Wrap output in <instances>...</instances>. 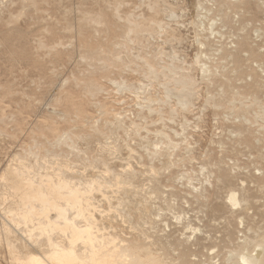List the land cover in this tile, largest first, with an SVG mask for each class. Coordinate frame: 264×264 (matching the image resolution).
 I'll list each match as a JSON object with an SVG mask.
<instances>
[{
  "label": "rangeland",
  "instance_id": "obj_1",
  "mask_svg": "<svg viewBox=\"0 0 264 264\" xmlns=\"http://www.w3.org/2000/svg\"><path fill=\"white\" fill-rule=\"evenodd\" d=\"M22 178L79 187L57 205L94 248L29 213ZM262 236L264 0H0V264L51 242L87 262L106 245L118 264H242Z\"/></svg>",
  "mask_w": 264,
  "mask_h": 264
},
{
  "label": "bare ground",
  "instance_id": "obj_2",
  "mask_svg": "<svg viewBox=\"0 0 264 264\" xmlns=\"http://www.w3.org/2000/svg\"><path fill=\"white\" fill-rule=\"evenodd\" d=\"M248 2H249V0H248ZM178 78V80H179V77H177ZM176 78V79H177ZM17 174V173H16ZM48 177V176H47ZM17 178V177H16ZM21 178V177H20ZM51 178V177H50ZM18 179V178H17ZM23 179V178H22ZM25 179V178H24ZM17 180V181H20V183L21 184H19V186L20 185H24L26 188H28L27 189V191H26V189H24L25 190V192H24V196H26L25 195V193L27 194V196L26 197H28L27 199L30 201L29 203L31 204V205H29V203H28V201H27V203H28V206H30L31 207V209H32V211L31 210H29V213H31L33 216H34V214L35 215H45L46 217H48L47 218V221L46 222H48L49 223V226L50 227H53V229L55 228V226L56 227H59V228H61L63 231L66 229V228H69V230H70V233H71V236H70V239H71V242L73 243V241H76V240H78V239H84L85 240V242H87L88 244H89V246H91L92 248H94V246H93V244H94V240L96 241L97 240V235H95V233L93 232L94 230H92V227L90 226V223L88 224V223H86V224H83L82 226H80L79 224V226H77L75 223H73V222H70L68 219L69 218H67V214L64 212V210L65 209H62V206L61 207H59L58 205H57V200L58 199H64L65 201H66V203H67V205H69V209L71 208L70 206H75L76 204V206L78 207V203L80 202V192L78 191V189H79V187L77 188L76 187V189L74 188V189H71V188H69V191H67L66 192V194L65 193H61V189H60V187L61 186H67L68 184H67V182L65 181V180H62L61 182H63V181H65L63 184H61L60 182H58V183H60L59 185V187H56V186H52V183L50 184V182H49V186L51 187V189H52V192L51 191H49V193L51 192V195H50V197H48V196H46L45 195V191L43 192L42 190H38L35 186V188L37 189H33V182L31 183L30 181H26V180ZM14 181V180H13ZM42 181V180H41ZM59 181V180H58ZM47 182V181H46ZM18 183V182H17ZM45 184V183H44ZM18 185V184H17ZM16 185V186H17ZM18 186V187H19ZM37 186H39V184L37 185ZM21 188V186L19 187V189ZM24 188V187H23ZM23 188H22V190H23ZM39 189H41V188H39ZM60 189V190H59ZM49 190V189H48ZM86 191H87V189H86ZM85 194V193H84ZM235 194H237L236 192H235ZM47 195H49V194H47ZM86 196V195H85ZM24 198V197H23ZM86 198V197H85ZM24 199H26V198H24ZM82 199V198H81ZM35 201H38V202H40L41 203V208H39V209H35V207H34V202ZM231 201L233 202V203H237L238 202V200H237V198L235 197V195H232L231 196ZM24 203V202H23ZM81 203V202H80ZM82 204V203H81ZM81 204H79V206L81 205ZM90 204V203H89ZM25 205V204H24ZM23 205V206H24ZM246 205V204H245ZM88 206V205H87ZM26 207H27V205H26ZM29 207V208H30ZM81 207V206H80ZM83 207V206H82ZM95 207V206H94ZM67 208V207H66ZM75 208V207H74ZM86 208H88V207H86ZM246 208V207H245ZM50 209H52V210H55V211H57V220L55 219V220H52L50 217H49V212H50ZM68 209V210H69ZM73 209V208H72ZM89 209V208H88ZM26 210V209H25ZM77 210V209H76ZM92 210V209H91ZM247 209H245V211H246ZM66 211V210H65ZM79 213H82L83 211H82V209L80 208V209H78L77 210ZM27 214V216H28V212L26 213ZM83 214V213H82ZM82 214H78V215H76V216H79V215H81L82 216ZM84 215V214H83ZM26 216V215H25ZM25 216H23V217H25ZM33 216H31L30 214H29V217H33ZM22 218V217H21ZM29 219V218H28ZM22 220V219H21ZM58 220H62L63 221V225H61L59 222H58ZM96 221V220H95ZM75 222V221H74ZM97 224H99L98 223V221L96 222ZM41 224V223H40ZM51 224V225H50ZM48 225V224H47ZM49 227V228H50ZM40 228V227H39ZM48 228V227H47ZM46 228V229H47ZM58 229V228H57ZM51 230V229H50ZM58 230H60V229H58ZM97 230H99V228L97 229ZM96 230V231H97ZM48 231H49V229H48ZM61 231V230H60ZM45 233V232H44ZM63 233H65V232H63ZM68 233V232H67ZM49 234V233H48ZM103 234V233H102ZM47 235V234H46ZM70 235V234H69ZM50 237V236H49ZM102 237H105V236H102ZM263 238H262V241L259 243V246H263V249L262 250H259V247L257 248V246L256 247H254V249H252V250H250V251H247V252H244V251H240V252H238V251H236V252H238V253H236L235 252V256L237 255V258H239V260H240V263H242V264H264V236H262ZM70 239H69V241H70ZM49 240V239H48ZM101 240H103V238L101 239ZM100 240V241H101ZM106 240V239H105ZM108 240V239H107ZM119 240V239H118ZM50 241V240H49ZM51 241H53V240H51ZM50 241V242H51ZM80 241V240H79ZM136 241V240H135ZM50 242H48L49 244H50ZM103 242V241H102ZM106 242V241H105ZM117 242V241H116ZM255 242V241H254ZM53 242H51V244L50 245H52L53 246V244H52ZM58 243V242H57ZM56 243V244H57ZM84 243V242H83ZM104 243V242H103ZM112 243V242H111ZM69 244V243H68ZM74 244V243H73ZM121 244V243H120ZM123 244V243H122ZM57 245H59L60 246V244H57ZM56 245V247H59V246H57ZM77 245V244H76ZM96 245V244H95ZM103 245V244H102ZM105 245V244H104ZM110 245V244H109ZM108 245V246H109ZM115 245V244H114ZM258 245V244H257ZM52 246H50L51 248H52ZM62 246V245H61ZM73 246V245H72ZM106 246V245H105ZM105 246H103L104 248H105ZM111 246V245H110ZM242 246V245H241ZM49 247V248H50ZM56 247H54L53 246V248L55 249ZM74 247V246H73ZM71 248V246H70V248L71 249H68L67 247H66V249H63V247H62V249H61V247H59V250H57V248H56V250H53V251H50V250H52L51 248L50 249H48V250H46V251H48L47 253H45V255L43 256H39V255H31L30 257L29 256H27V257H29L28 258V260H27V258H26V260H27V264H118V262L119 261H116L120 256V258H122V255H120V254H124L123 253V251H122V253H120L119 254V257L117 258V259H114L117 255H115L113 258H112V256L114 255H110V254H104L103 256H101V257H98L97 256V249L99 248V247H96L95 248V250L94 249H92L91 250V254H89L90 256H89V263L85 260V261H80L81 259H80V257H78V255H77V253L76 252H74L75 251V249L74 248ZM102 247V248H103ZM118 247V246H117ZM116 247V248H117ZM87 248V247H86ZM102 248L100 249H98V251H100V250H102ZM251 248H253V247H251ZM262 248V247H261ZM74 249V250H73ZM88 249V248H87ZM114 249V248H113ZM126 249H127V247H126ZM149 249V248H148ZM117 250V249H116ZM118 250H119V248H118ZM249 250V249H248ZM88 251V250H87ZM104 251H105V249H104ZM106 251H109V250H107V248H106ZM115 251V250H114ZM113 251V253H115L116 254V252H114ZM86 252V251H85ZM90 252V251H89ZM103 252V251H102ZM121 252V251H120ZM255 252V253H254ZM88 253V252H87ZM128 253V252H127ZM142 253V252H141ZM232 253H234V252H232ZM111 254H112V252H111ZM129 254V253H128ZM128 254H127V256H128ZM135 256V258H134V260H136L137 261V259H139V258H137L138 257V255H137V257H136V255H134ZM152 256V254L150 255V257ZM234 256V257H235ZM80 260H79V259ZM126 258V257H125ZM128 258V257H127ZM132 258V257H131ZM154 258V257H153ZM19 259V258H18ZM141 259V258H140ZM49 261V262H47V261ZM127 260H130V259H127ZM134 260H132L131 262V264H136V261H134ZM141 260H143L142 262H144V259H141ZM122 261H124V264H126V262H125V260L123 259ZM121 261V264L123 263ZM134 261V262H133ZM139 261V260H138ZM149 261V260H148ZM230 261H231V259H230ZM234 261H236V260H234ZM22 262H24V261H22ZM141 262V263H142ZM228 262V261H227ZM233 262V261H232ZM238 262V261H237ZM128 263H129V261H128ZM127 263V264H128ZM138 263V262H137ZM140 263V262H139ZM140 263V264H141ZM155 263V262H154ZM230 263V262H229ZM153 264V263H152Z\"/></svg>",
  "mask_w": 264,
  "mask_h": 264
}]
</instances>
